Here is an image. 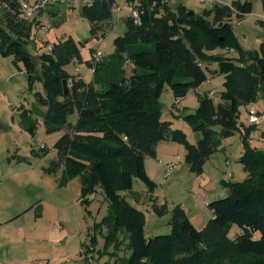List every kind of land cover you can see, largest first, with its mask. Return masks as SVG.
I'll list each match as a JSON object with an SVG mask.
<instances>
[{
	"label": "trees",
	"instance_id": "16d2710c",
	"mask_svg": "<svg viewBox=\"0 0 264 264\" xmlns=\"http://www.w3.org/2000/svg\"><path fill=\"white\" fill-rule=\"evenodd\" d=\"M117 1L83 4L81 15L91 22L93 35L103 30L106 21L113 27ZM126 2H136L132 8L138 10L140 22L128 15L125 33L114 39L113 60L100 59L92 65L83 59L84 44L72 36L47 41L48 51L32 54L27 45L41 21L21 19L18 0H0V56L12 57L16 67L25 70L30 90L34 91L37 82L43 84L35 98L47 107L42 113L46 130H65L54 143L56 158L45 171L60 175V186L80 177L82 203H90L94 198L88 196L103 190L109 212L89 239L96 250L97 231L105 230L104 252L116 256L122 245L119 234L125 232L131 254L117 258L114 264H264V147L251 143L259 123H240L241 106L255 103L264 90V42L260 52L245 49L232 23V18L252 12V2L234 0L232 5L241 13L219 4L198 13L185 4L173 10L169 0ZM216 48L234 49L237 56L210 54ZM73 59L94 69L90 81L66 70ZM125 59L133 65L130 75L122 69ZM213 62L219 64L213 71L225 76L221 99L215 102L211 94L199 93L198 107L188 114L173 104L178 115L202 133L192 144L173 120L163 118L160 99L166 84L177 100L199 88L209 79L208 65ZM22 107V124L34 136L37 125L29 119L32 110ZM75 112L78 117L73 123L69 116ZM238 131L244 146L240 161L245 179H223L229 194L209 201L213 216L201 228L184 209L176 207L169 221L171 232L147 238L146 214L128 201L125 192L133 190L134 178H140L151 192L156 189L146 160L157 158V145L162 141L183 144L185 161L191 171L201 174L223 140ZM153 207L162 214V206ZM234 225L239 232L231 236ZM89 245L82 243L81 256Z\"/></svg>",
	"mask_w": 264,
	"mask_h": 264
},
{
	"label": "rangeland",
	"instance_id": "374dc122",
	"mask_svg": "<svg viewBox=\"0 0 264 264\" xmlns=\"http://www.w3.org/2000/svg\"><path fill=\"white\" fill-rule=\"evenodd\" d=\"M228 3H232L231 0ZM245 2L246 0H241ZM253 4L252 12L243 18H237L240 24L234 25L237 40L249 50L260 52L261 44L264 42V0H250ZM226 3V2H225ZM83 2L76 1L73 4L49 5L43 10L42 20L44 29L33 32V38L28 43V50L34 54L48 51L46 42H58L65 37L72 36L75 40L84 44L81 47L83 58H90L92 65L97 60L109 62L115 54L114 39L123 35L127 29L126 17L131 14L132 7L126 0H118L113 9L114 26L104 22L103 30L98 34L91 33V22L81 15ZM180 4H186L198 13H202L210 5L201 3L198 0H169V5L176 10ZM41 12V11H40ZM39 12V13H40ZM56 12V13H54ZM1 13V9H0ZM40 20V19H39ZM41 21V20H40ZM106 32V35H102ZM43 43V46L40 45ZM97 53H100L98 57ZM210 54H224L237 56L232 49L216 48L210 50ZM10 59V58H8ZM6 63L7 59L0 57ZM86 61V60H85ZM209 79L199 88L191 89L185 97L176 99L169 84H166L160 99L163 106V118L174 121L176 128H181L187 134L188 141L196 144L202 133L195 131L192 126L182 119L177 107L182 114L195 112L199 104L198 94L209 93L218 102L224 90V74L213 70L219 68L218 62L210 63ZM66 70L73 75H82L89 81L93 78L94 69L86 62H79L73 59L66 65ZM122 69L130 75L132 63L125 59ZM43 91V84L36 83L34 91L30 90L28 76L22 78L0 79V181L1 185L16 182L19 200L25 194L24 188L29 191L27 196L31 210L28 217L30 222L24 221L31 227L33 238L29 236L22 239L18 229L22 221L14 223L11 227L0 231V239L5 246L1 253L0 264H84L81 256L82 243H90V236L93 235L95 225L100 222L109 212V202L102 189L95 192L94 199L86 204L78 201L80 198V177H77L68 186H59L60 175L49 174L45 168L49 167L52 160L56 158L54 143L64 133L63 130L48 132L43 123L42 113L47 110L46 106L39 105L35 98V91ZM213 91V93H211ZM264 112V90L258 94L254 103ZM22 106L32 110L29 112L30 120H36V134L33 136L22 124ZM78 113L69 116V121L75 123ZM240 123L249 125V113L247 106H241ZM264 118L261 119L258 129L252 132V144L257 147H264ZM44 144L45 149H41ZM161 152L157 158L149 157L147 167L149 176L157 183L153 191L156 203L163 207L162 214L154 210L150 198L152 192L140 178H134V188L126 191L128 201L141 209L146 214V237L156 234H169L172 226L169 221L176 207H181L185 212L194 216V224L198 227L204 226L213 216L208 206V200H215L228 196L229 189L223 182L225 171H231L234 177L231 181H241L247 176L244 165L240 161L244 146L240 132L226 138L221 148L216 151L205 165L203 172L197 174L191 171L185 161L186 148L183 144L162 141ZM174 160V171L166 175L167 158ZM230 159L231 164H227ZM61 174V173H60ZM26 179L29 182H24ZM28 183V184H27ZM139 198V200H138ZM42 208V211H41ZM13 227V228H12ZM12 229V230H8ZM29 231V230H28ZM239 232L234 225L230 235L235 236ZM30 233V231H29ZM98 244L94 249L95 260L92 264H114L117 258L122 260L129 257L131 249L127 248L129 239L126 234L120 233L122 241L121 249L116 256L105 253V230L97 231ZM7 245L11 246L10 250ZM113 248L109 249L111 252Z\"/></svg>",
	"mask_w": 264,
	"mask_h": 264
},
{
	"label": "crops",
	"instance_id": "0c3cea01",
	"mask_svg": "<svg viewBox=\"0 0 264 264\" xmlns=\"http://www.w3.org/2000/svg\"><path fill=\"white\" fill-rule=\"evenodd\" d=\"M225 1V0H223ZM234 0H231V2H233ZM227 2V1H225ZM229 2V1H228ZM186 5V4H185ZM188 6V5H186ZM189 8H191L190 6H188ZM212 7V5H210L208 8ZM56 13V12H54ZM42 15H43V10L37 14V19H40L42 24H43V20H42ZM263 21V20H262ZM261 23H264L262 22ZM32 38H33V35H32ZM77 41V40H76ZM246 49V48H245ZM234 51V49H232ZM236 53V52H235ZM2 57V56H0ZM3 58H6L7 61L6 63H4L3 61L0 60V79L1 78H6V79H10V78H14L17 77V76H20L22 77L23 79L26 78V75L27 73L25 72V70L23 69H18L16 67V65L13 63V60H12V57H3ZM10 58V59H8ZM84 61L86 60H90V58H83ZM88 80V79H87ZM89 81V80H88ZM211 93H213V91H211ZM259 109V108H258ZM260 110V109H259ZM261 111V110H260ZM263 112V111H262ZM264 138V137H263ZM162 142H160L158 145H157V157L159 156L160 154V148H161V152H165L162 148ZM186 154V152H185ZM185 156V155H184ZM212 157V156H211ZM210 157V159H211ZM209 159V160H210ZM230 161V159H228ZM226 160V161H228ZM174 160H172V158H167V163H171L173 162ZM228 164V163H227ZM230 164H231V161H230ZM228 164V165H230ZM146 169H147V172L148 174H150L149 170H148V167H147V160H146ZM166 170V169H165ZM228 171H225L224 172V175L227 173ZM231 172V171H229ZM232 173V172H231ZM224 175H223V179H224ZM151 177H153L151 174H150ZM234 177V174L232 173V177L230 180H232ZM77 178V177H76ZM76 178H73L67 185L65 186H68L70 183H72ZM81 181V180H80ZM24 182H29L28 179H26ZM1 181H0V231L1 230H4V228H7V227H11L14 223L16 222H19V221H22L23 222L19 225V226H15L13 228V230H16L18 229L20 231V235H21V238L22 239H26L30 237L33 238V235L31 233V227L29 228V225L26 224L24 221L26 220L30 222L31 220V217L29 219L28 217V214L31 210V206H29L28 204V200H27V196L29 194V191L27 189L24 188V184L21 183V188H23L25 191V194L21 197L22 200L20 201L19 199V196H18V190H17V185H16V182L11 180L9 183L5 184V185H1ZM28 184V183H27ZM59 185V184H58ZM60 186V185H59ZM61 187V186H60ZM81 188H82V184H81V187H80V198H81ZM153 196L150 198V200L152 201V204L154 206L155 205H158L155 201H156V198L154 197V192H152ZM80 198L78 199V201H80ZM139 200V198H138ZM208 201V202H207ZM209 198L208 200L206 199V202L209 203ZM41 211H42V208H41ZM187 215L189 216V218L191 219V221L194 223V216H191L190 214H188L187 212ZM28 223V222H27ZM16 228V229H15ZM8 230H12V229H8ZM30 233H29V231ZM2 243V239H0V262L1 261V253L3 251V247L5 246L4 244H1ZM7 247L11 248V246L7 245ZM44 262H40L39 264H42ZM4 264H7V262H5ZM45 264H48V263H45Z\"/></svg>",
	"mask_w": 264,
	"mask_h": 264
},
{
	"label": "built area",
	"instance_id": "2783aa9c",
	"mask_svg": "<svg viewBox=\"0 0 264 264\" xmlns=\"http://www.w3.org/2000/svg\"><path fill=\"white\" fill-rule=\"evenodd\" d=\"M19 1V16L21 19H23L24 21L27 22H35L37 20V14L44 10L47 6L49 5H54V4H73L76 1H81L84 4H88V5H93V3L97 0H18ZM127 1V0H126ZM201 3H207L209 5H222V6H228L231 7L236 13H241L239 12V10L234 7L232 5V3H228L223 0H198ZM136 2H128V4L131 5V7H133V5ZM5 6H7L6 4H4ZM131 17H133L136 22H140V14L138 12V10L133 9L132 8V12L130 14ZM113 26H114V21L112 20ZM232 23L235 24H240L241 21L239 19H234L232 18ZM37 30L38 29H44L45 25L41 24L38 25L37 27H35ZM52 45L50 44V47ZM98 57L100 55V53H97ZM248 108V113H249V122L250 123H259L261 121V119L264 118V112L260 111L258 109V107L253 103H249L247 105ZM44 147V144H41V148ZM228 164H230V161H227ZM174 164L175 163H167V167H166V174H170L172 173V171L174 170ZM232 177V173L231 172H227L224 175V179L225 180H229ZM95 197V193H92L88 196L89 199H93ZM84 253L82 255L83 257V262L84 264H92L95 260V256H94V248L92 245L86 246L83 249ZM45 264V263H42Z\"/></svg>",
	"mask_w": 264,
	"mask_h": 264
},
{
	"label": "water",
	"instance_id": "95a60500",
	"mask_svg": "<svg viewBox=\"0 0 264 264\" xmlns=\"http://www.w3.org/2000/svg\"><path fill=\"white\" fill-rule=\"evenodd\" d=\"M64 83H65V93H67V92H68V85H67V81L65 80V81H64Z\"/></svg>",
	"mask_w": 264,
	"mask_h": 264
}]
</instances>
